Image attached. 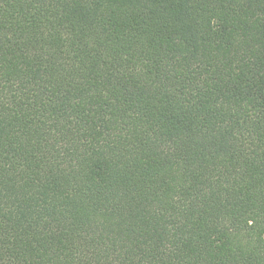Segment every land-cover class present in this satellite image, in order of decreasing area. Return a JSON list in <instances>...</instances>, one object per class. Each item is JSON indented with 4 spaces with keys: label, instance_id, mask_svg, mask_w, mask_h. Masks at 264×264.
<instances>
[{
    "label": "trees",
    "instance_id": "obj_1",
    "mask_svg": "<svg viewBox=\"0 0 264 264\" xmlns=\"http://www.w3.org/2000/svg\"><path fill=\"white\" fill-rule=\"evenodd\" d=\"M0 264H264V0H0Z\"/></svg>",
    "mask_w": 264,
    "mask_h": 264
}]
</instances>
